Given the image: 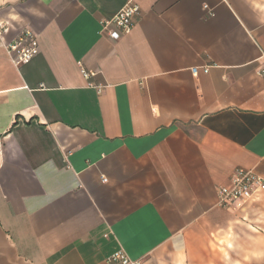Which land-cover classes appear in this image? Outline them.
Instances as JSON below:
<instances>
[{"label":"crops","instance_id":"obj_1","mask_svg":"<svg viewBox=\"0 0 264 264\" xmlns=\"http://www.w3.org/2000/svg\"><path fill=\"white\" fill-rule=\"evenodd\" d=\"M129 1L0 0V264H264V0Z\"/></svg>","mask_w":264,"mask_h":264},{"label":"built area","instance_id":"obj_2","mask_svg":"<svg viewBox=\"0 0 264 264\" xmlns=\"http://www.w3.org/2000/svg\"><path fill=\"white\" fill-rule=\"evenodd\" d=\"M140 15L141 8L134 0H130L112 19L103 22L102 31L110 39L120 40L132 31L135 20ZM7 29L6 25H0V47L4 48L16 67L32 61L40 53L37 35L31 29L24 30L15 40L6 44L3 38ZM193 72L196 73L197 70L194 69ZM262 75L264 76V70ZM259 191H264V179L253 169L240 168L234 172L230 185L218 190V203L224 208H232L249 201ZM108 263L142 264L131 260L123 250L114 253Z\"/></svg>","mask_w":264,"mask_h":264}]
</instances>
